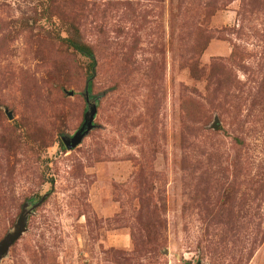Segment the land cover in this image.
I'll list each match as a JSON object with an SVG mask.
<instances>
[{"label":"rangeland","instance_id":"obj_1","mask_svg":"<svg viewBox=\"0 0 264 264\" xmlns=\"http://www.w3.org/2000/svg\"><path fill=\"white\" fill-rule=\"evenodd\" d=\"M23 217L0 264H264V0H0V242Z\"/></svg>","mask_w":264,"mask_h":264},{"label":"water","instance_id":"obj_2","mask_svg":"<svg viewBox=\"0 0 264 264\" xmlns=\"http://www.w3.org/2000/svg\"><path fill=\"white\" fill-rule=\"evenodd\" d=\"M89 112H90V116L88 119L85 120V123L82 126V128L79 131H77L72 138L63 141V144L67 150H72L74 147L80 144L83 138L92 130L93 127L92 120L95 114L94 104L91 105ZM24 224H25V218L23 217L22 224H18V230L14 234V236L6 238L5 240L0 242V259L3 258L6 249L21 235V232L24 228Z\"/></svg>","mask_w":264,"mask_h":264},{"label":"trees","instance_id":"obj_3","mask_svg":"<svg viewBox=\"0 0 264 264\" xmlns=\"http://www.w3.org/2000/svg\"><path fill=\"white\" fill-rule=\"evenodd\" d=\"M76 49L82 54V55H85L87 57H91V53H90V50L87 49L86 47H80V48H77ZM88 85H89V81H88ZM84 99L86 100V102L88 104H90V101H89V98L87 96V91L85 92V95H84ZM92 105V104H91Z\"/></svg>","mask_w":264,"mask_h":264}]
</instances>
